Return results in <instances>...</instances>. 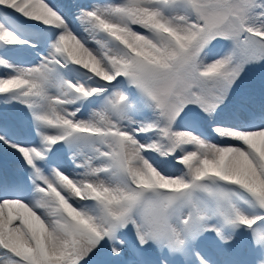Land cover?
I'll list each match as a JSON object with an SVG mask.
<instances>
[{
  "label": "snow or ice",
  "instance_id": "6c2138e0",
  "mask_svg": "<svg viewBox=\"0 0 264 264\" xmlns=\"http://www.w3.org/2000/svg\"><path fill=\"white\" fill-rule=\"evenodd\" d=\"M0 264H264V0H0Z\"/></svg>",
  "mask_w": 264,
  "mask_h": 264
}]
</instances>
